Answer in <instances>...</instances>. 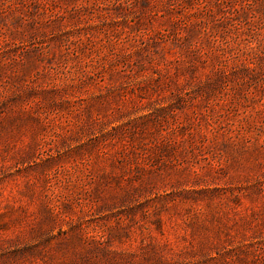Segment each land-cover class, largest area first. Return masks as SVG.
<instances>
[{
	"label": "rangeland",
	"instance_id": "1",
	"mask_svg": "<svg viewBox=\"0 0 264 264\" xmlns=\"http://www.w3.org/2000/svg\"><path fill=\"white\" fill-rule=\"evenodd\" d=\"M0 264H264V0H0Z\"/></svg>",
	"mask_w": 264,
	"mask_h": 264
}]
</instances>
